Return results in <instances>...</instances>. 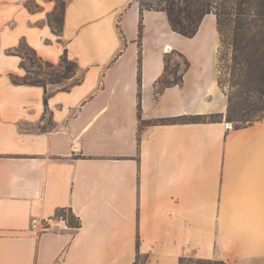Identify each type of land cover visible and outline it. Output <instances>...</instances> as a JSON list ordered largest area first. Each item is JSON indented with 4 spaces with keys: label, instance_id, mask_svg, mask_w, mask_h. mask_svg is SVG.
Here are the masks:
<instances>
[{
    "label": "crops",
    "instance_id": "obj_1",
    "mask_svg": "<svg viewBox=\"0 0 264 264\" xmlns=\"http://www.w3.org/2000/svg\"><path fill=\"white\" fill-rule=\"evenodd\" d=\"M34 1L0 0V264H264V119L225 118L216 14L187 37L146 9L140 34L138 0H67L57 34L56 0ZM21 40L55 64L66 50L82 80L14 83ZM174 54L190 65L161 87ZM58 211L72 228L31 229Z\"/></svg>",
    "mask_w": 264,
    "mask_h": 264
},
{
    "label": "trees",
    "instance_id": "obj_2",
    "mask_svg": "<svg viewBox=\"0 0 264 264\" xmlns=\"http://www.w3.org/2000/svg\"><path fill=\"white\" fill-rule=\"evenodd\" d=\"M140 6V34L142 33L143 27V13L146 9H154V10H162L167 13L170 25L173 30L181 33L184 36L192 37L194 36L199 26L204 18V16L208 13H215L217 16L218 29L221 35V19L223 15H226L230 12V9L237 10V14L240 16L248 12L246 8H244L243 3L247 2L246 0H235L230 4L229 0H138ZM259 6L255 11L258 19L264 22V0H259ZM66 1L63 0L61 3L59 0H56V7L53 12L48 15V21L52 26V29L55 33L60 34L62 32ZM27 7L31 10L37 9L39 5L36 3L34 7L27 4ZM238 23L236 24V38L234 41L235 48V60L240 58V54L246 53V44L243 43L244 38L252 32L250 29H245L243 36L240 37L242 22H240V18H238ZM261 36L258 42V47L255 50L256 54H259L262 58L264 57V27L255 33V36ZM259 36V37H260ZM27 42L25 40H21L20 44L13 50H10V53L20 54L19 48L20 46ZM28 45V44H27ZM29 46V45H28ZM30 49L34 52L35 57L41 62L39 65L40 68L43 65H46L52 68L53 77L49 80V82L42 79H23L18 80V75H12L11 78L14 83L21 84H33V85H41L45 88L48 84H56L60 83L63 79H74L68 86H63V89H67L70 86L79 83L82 80V76H77L78 73V64L74 60L69 59L67 51L62 54L61 59L58 64L52 63L50 61H45L41 56L38 55L35 49L29 46ZM22 55V54H20ZM23 61L21 62L22 67L26 69L25 59L23 56ZM260 57V58H261ZM263 60V59H262ZM166 69L165 73L159 79V84L161 87H168L177 84H181L183 82V71H180L179 74L175 75L174 78H168V70H169V56L165 57ZM186 67H189V60L185 59ZM260 65V64H259ZM179 67V65H178ZM262 81L264 80V76ZM247 87V89H246ZM245 88V89H244ZM45 101L47 102V97H45ZM264 110V87L260 84H252V85H242L232 90L228 95V105L226 112V120L233 123L235 128H240L247 126L249 124H253L255 121L261 120V115H256V112H260ZM223 119V113L213 112L207 114H182L170 118L161 119L163 122L168 123H177V122H208V121H221ZM144 123H149V121H145ZM71 223L75 224L76 219L71 216ZM140 255L134 264H139ZM207 261L204 259H193V258H181V262L184 264H205ZM215 264H221V262H215Z\"/></svg>",
    "mask_w": 264,
    "mask_h": 264
},
{
    "label": "rangeland",
    "instance_id": "obj_3",
    "mask_svg": "<svg viewBox=\"0 0 264 264\" xmlns=\"http://www.w3.org/2000/svg\"><path fill=\"white\" fill-rule=\"evenodd\" d=\"M62 1L63 0H59L60 3ZM65 1L67 2V0ZM229 1L230 4H232L235 0ZM246 1L247 2L243 3V6L246 8V11L248 9L247 13L239 16L236 13L237 10L230 9V12L223 15L221 19V44L218 53L217 69L219 85L227 95V98L229 93L235 89V86L239 88L241 84L252 85L257 83L264 87V80L262 81L261 79L263 78L262 76H264V57L262 58L259 54L255 53L256 48L259 46V39L261 38L260 35L256 37L255 33L264 27V22L259 20L257 14H255L260 2L259 0ZM26 3L32 7L36 4L34 0H26ZM238 18H240V22H242V33L240 34V37L244 35L243 33L246 32V28L252 30V32L249 33L244 38L243 43H241L247 45L246 53L240 54V58L237 60L238 62H236L234 41L236 38L235 27L239 21ZM19 52L26 57L24 61L26 69L23 74L18 75L17 79H42L49 82L53 77L52 68L46 65H43V67L40 68L39 65L41 62L35 57L34 52L26 43H23L20 46ZM178 65H182V67H178ZM185 67L186 62L180 55L174 54L169 56L168 78H174V76L179 74ZM72 81H74L73 78L63 79L60 83H56L55 85L68 86ZM258 114L264 119V110L256 112L255 116ZM139 264H142L141 260L139 261Z\"/></svg>",
    "mask_w": 264,
    "mask_h": 264
},
{
    "label": "built area",
    "instance_id": "obj_4",
    "mask_svg": "<svg viewBox=\"0 0 264 264\" xmlns=\"http://www.w3.org/2000/svg\"><path fill=\"white\" fill-rule=\"evenodd\" d=\"M230 125V123H228ZM70 212H56L51 215L33 216L31 218L30 227L32 230L47 231V230H65L72 228ZM205 264H215L214 260L207 261ZM222 264H227L222 262Z\"/></svg>",
    "mask_w": 264,
    "mask_h": 264
}]
</instances>
